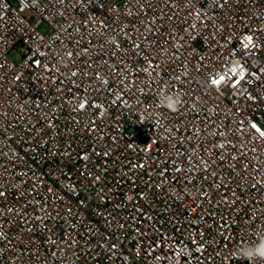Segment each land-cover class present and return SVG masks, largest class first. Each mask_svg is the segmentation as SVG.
Here are the masks:
<instances>
[{"label": "built area", "instance_id": "built-area-1", "mask_svg": "<svg viewBox=\"0 0 264 264\" xmlns=\"http://www.w3.org/2000/svg\"><path fill=\"white\" fill-rule=\"evenodd\" d=\"M261 239L264 0H0V264H264Z\"/></svg>", "mask_w": 264, "mask_h": 264}, {"label": "clouds", "instance_id": "clouds-1", "mask_svg": "<svg viewBox=\"0 0 264 264\" xmlns=\"http://www.w3.org/2000/svg\"><path fill=\"white\" fill-rule=\"evenodd\" d=\"M180 102L181 99L177 95H166L162 97V103L172 110H175L179 106ZM241 255L250 260L264 258V239H261L255 246L241 249Z\"/></svg>", "mask_w": 264, "mask_h": 264}, {"label": "snow or ice", "instance_id": "snow-or-ice-1", "mask_svg": "<svg viewBox=\"0 0 264 264\" xmlns=\"http://www.w3.org/2000/svg\"><path fill=\"white\" fill-rule=\"evenodd\" d=\"M221 79H223V77H222ZM218 82H219V81H214V83H218ZM253 127H255V125H254Z\"/></svg>", "mask_w": 264, "mask_h": 264}]
</instances>
